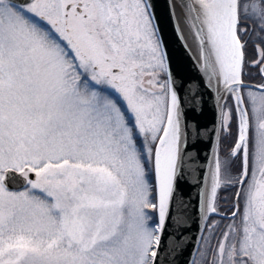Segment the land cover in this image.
Listing matches in <instances>:
<instances>
[{
  "label": "snow or ice",
  "instance_id": "obj_1",
  "mask_svg": "<svg viewBox=\"0 0 264 264\" xmlns=\"http://www.w3.org/2000/svg\"><path fill=\"white\" fill-rule=\"evenodd\" d=\"M0 264H264V0H0Z\"/></svg>",
  "mask_w": 264,
  "mask_h": 264
},
{
  "label": "water",
  "instance_id": "obj_2",
  "mask_svg": "<svg viewBox=\"0 0 264 264\" xmlns=\"http://www.w3.org/2000/svg\"><path fill=\"white\" fill-rule=\"evenodd\" d=\"M205 112H206L205 122H207V120L211 119V104L210 103L206 105ZM209 127H211L210 124H209ZM201 155H203V151L201 152Z\"/></svg>",
  "mask_w": 264,
  "mask_h": 264
}]
</instances>
